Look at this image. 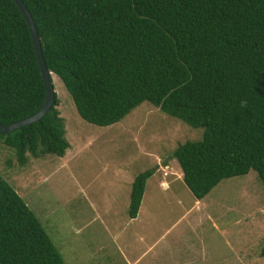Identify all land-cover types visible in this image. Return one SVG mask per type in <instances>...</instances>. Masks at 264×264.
Here are the masks:
<instances>
[{
    "label": "trees",
    "instance_id": "1",
    "mask_svg": "<svg viewBox=\"0 0 264 264\" xmlns=\"http://www.w3.org/2000/svg\"><path fill=\"white\" fill-rule=\"evenodd\" d=\"M46 67L78 116L109 127L148 102L202 139L172 153L199 201L254 171L264 187V0H21ZM45 90L25 21L0 0V125L28 118ZM55 100L36 123L0 135L17 163L70 148ZM153 170L131 186L136 218ZM264 257V247L260 251ZM0 264H65L38 218L0 176Z\"/></svg>",
    "mask_w": 264,
    "mask_h": 264
},
{
    "label": "rangeland",
    "instance_id": "2",
    "mask_svg": "<svg viewBox=\"0 0 264 264\" xmlns=\"http://www.w3.org/2000/svg\"><path fill=\"white\" fill-rule=\"evenodd\" d=\"M52 78L70 148L62 158L29 157L20 166L0 144V176L38 218L65 264L134 263L160 237L154 253L135 264H264V187L254 171L221 181L197 201L183 181L172 183L182 178L172 153L201 140L203 128L148 102L117 124L97 127L78 116L61 81ZM147 170L153 174L141 219L129 226L125 248L111 235L130 221L132 182ZM163 172L172 183L165 192L158 188Z\"/></svg>",
    "mask_w": 264,
    "mask_h": 264
},
{
    "label": "water",
    "instance_id": "3",
    "mask_svg": "<svg viewBox=\"0 0 264 264\" xmlns=\"http://www.w3.org/2000/svg\"><path fill=\"white\" fill-rule=\"evenodd\" d=\"M11 1L14 3V5L19 10L20 14L22 15L25 21V24L28 27L34 54H35L37 65H38L40 75H41L42 84L45 90V99H44V103L42 107L34 115L28 118L22 119L18 122L12 123V124L3 125V126L0 125V135H5V134H8L9 132L18 130L24 126L36 123L45 114L49 112L50 108L52 107L54 103L55 95H56L55 89L53 86L52 73L49 72L46 67L45 60L42 55L40 39L37 33V29L34 25V22L30 16V13L28 12V10L26 9V7L24 6L21 0H11Z\"/></svg>",
    "mask_w": 264,
    "mask_h": 264
},
{
    "label": "crops",
    "instance_id": "4",
    "mask_svg": "<svg viewBox=\"0 0 264 264\" xmlns=\"http://www.w3.org/2000/svg\"><path fill=\"white\" fill-rule=\"evenodd\" d=\"M162 181V179L158 182V188H160L161 190H163L164 192L165 191H167L168 189H170V186H172L171 184L172 183H177V182H181V181H183V179L181 178V179H179V180H176V181H174V182H172V183H170L169 181H167L168 182V189H162L161 187H160V182ZM178 187H180V185L178 186ZM145 191V190H144ZM144 195V194H143ZM138 216H140L139 215V210H138V214H137V216H136V218H134V219H130L129 217H128V220H130V221H127V222H125L124 224H122L121 226H120V228L118 229L117 228V230L116 231H118L119 232V230H120V233L121 234H119V233H117V232H114V233H112V237H117L118 239H121L122 240V243H123V246L125 247V248H128L129 247V243H128V241L126 240L127 238H126V233L128 232V228H129V226L130 225H134L135 223H138L139 222V220L141 219V217L139 218ZM116 224H114V226H115ZM118 234V235H117ZM145 237H140L139 238V242H142L141 241V239H144ZM161 238L162 237H160L158 240H156V242L155 241H152L151 242V244H148V246H147V248L145 249V252H143L142 254H140L138 257H137V259L134 261V263H131V261L130 260H128V264H135V263H138L140 260H141V258H143V259H145V257H148L149 255H151V254H153L154 253V250L156 249V244H158L160 241H161ZM134 242L135 243H137L138 242V237H134ZM142 259V260H143Z\"/></svg>",
    "mask_w": 264,
    "mask_h": 264
},
{
    "label": "built area",
    "instance_id": "5",
    "mask_svg": "<svg viewBox=\"0 0 264 264\" xmlns=\"http://www.w3.org/2000/svg\"><path fill=\"white\" fill-rule=\"evenodd\" d=\"M162 176L165 178V177H167L168 176V173L167 172H163L162 173ZM160 187H162V188H166L167 187V182H161L160 183Z\"/></svg>",
    "mask_w": 264,
    "mask_h": 264
},
{
    "label": "clouds",
    "instance_id": "6",
    "mask_svg": "<svg viewBox=\"0 0 264 264\" xmlns=\"http://www.w3.org/2000/svg\"><path fill=\"white\" fill-rule=\"evenodd\" d=\"M163 181H164V182H167V177L164 178V177L162 176V181H161V182H163ZM161 182H160V183H161ZM161 188H162V187H161ZM162 189H168V182H167V187H166V188H162Z\"/></svg>",
    "mask_w": 264,
    "mask_h": 264
},
{
    "label": "bare ground",
    "instance_id": "7",
    "mask_svg": "<svg viewBox=\"0 0 264 264\" xmlns=\"http://www.w3.org/2000/svg\"><path fill=\"white\" fill-rule=\"evenodd\" d=\"M52 77H53V75H52Z\"/></svg>",
    "mask_w": 264,
    "mask_h": 264
}]
</instances>
